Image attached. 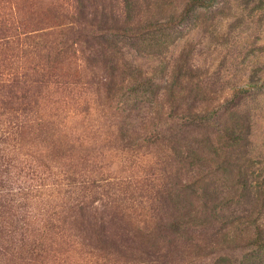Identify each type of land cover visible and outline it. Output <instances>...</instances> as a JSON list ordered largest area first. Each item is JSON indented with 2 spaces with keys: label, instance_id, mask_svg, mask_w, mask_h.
I'll use <instances>...</instances> for the list:
<instances>
[{
  "label": "rangeland",
  "instance_id": "374dc122",
  "mask_svg": "<svg viewBox=\"0 0 264 264\" xmlns=\"http://www.w3.org/2000/svg\"><path fill=\"white\" fill-rule=\"evenodd\" d=\"M30 17L73 45L60 70L1 45ZM0 264H264V0H0Z\"/></svg>",
  "mask_w": 264,
  "mask_h": 264
},
{
  "label": "trees",
  "instance_id": "16d2710c",
  "mask_svg": "<svg viewBox=\"0 0 264 264\" xmlns=\"http://www.w3.org/2000/svg\"><path fill=\"white\" fill-rule=\"evenodd\" d=\"M17 10V9H16ZM56 19L61 18V16H55ZM165 21L163 22H158V21H149L146 23L145 26H154V27H159L160 29L167 28L169 26H172L175 21H176V16H167L166 18H163ZM52 20V19H51ZM49 19L45 20H36L34 18H25L24 21L21 22V27L23 28V32H20L19 34H11L8 35L3 43L1 45L5 46H11V44H18L20 47H26V46H32L33 48L38 50V53L41 57L42 60H45L48 67L50 68L49 70H60L61 66L64 65L67 57H69V49L73 48V45L71 47H67L68 40H61V42L57 43V41L52 40L53 36V30L56 29V27H59L58 24H51ZM49 21V22H48ZM54 21V20H53ZM79 22V21H78ZM93 25V24H92ZM35 27V28H34ZM37 27V28H36ZM143 27H124L121 28L123 30V36L128 34V32H133L136 30H141ZM52 30V31H50ZM59 36H62L66 38L68 36L67 33L61 32ZM96 39V38H95ZM156 41V46L160 47L164 45V42H162V39H155ZM101 42L98 41V45H100V49L97 50V52H93L90 48H87L89 51V57L91 59L92 57V62L95 65H98L99 63L103 64L107 70L111 72V75L109 77L110 82H109V89H108V97H114V93L122 89L124 83H117L115 82L116 78V68L115 66L119 64V60L121 59L120 54L121 51H118V46L116 44V41H112L109 38L102 37ZM83 52V50H81ZM96 53L99 55V57L96 56ZM83 55L85 53L83 52ZM88 60V59H86ZM122 64H125L124 60L122 61ZM67 65V64H66ZM191 65L188 64V62L185 59H182L178 66L176 67V71L174 73V78L178 81L183 75H187L184 73H189L188 70L190 69ZM193 67H191L190 72ZM194 69V68H193ZM139 74V80L138 83H135L137 87H128L132 91V93L135 94H140L142 93L143 95L147 96V92H149V87H153L157 85L158 83L166 84L167 81L164 77H149L147 76L146 78H143L142 72L137 70ZM192 73V72H191ZM60 77V74H58ZM241 92V90H239ZM237 94V92H236ZM228 102V101H227ZM194 108V107H193ZM174 109V107L172 108ZM171 109V110H172ZM192 110V109H191ZM217 112H208V113H203L201 114L200 112H197V110L194 112H189L188 114L184 115L182 118L185 119V122H196V121H212L213 122V117H216ZM183 123V124H184ZM213 124H215L213 122ZM187 126V125H186ZM25 128V126L23 127ZM157 139H159L157 135ZM174 150H176L175 147H173ZM247 177V176H245ZM260 239V238H259ZM259 239L257 238L256 241L259 242ZM255 241V242H256Z\"/></svg>",
  "mask_w": 264,
  "mask_h": 264
}]
</instances>
